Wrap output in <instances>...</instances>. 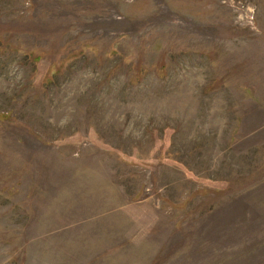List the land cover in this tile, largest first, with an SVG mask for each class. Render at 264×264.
Segmentation results:
<instances>
[{"label": "rangeland", "instance_id": "374dc122", "mask_svg": "<svg viewBox=\"0 0 264 264\" xmlns=\"http://www.w3.org/2000/svg\"><path fill=\"white\" fill-rule=\"evenodd\" d=\"M0 264H264V0H0Z\"/></svg>", "mask_w": 264, "mask_h": 264}]
</instances>
